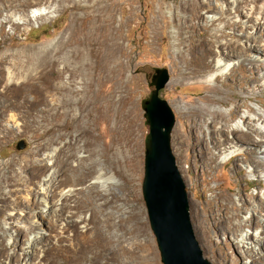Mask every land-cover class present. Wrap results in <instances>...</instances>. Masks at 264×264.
<instances>
[{
    "label": "rangeland",
    "instance_id": "1",
    "mask_svg": "<svg viewBox=\"0 0 264 264\" xmlns=\"http://www.w3.org/2000/svg\"><path fill=\"white\" fill-rule=\"evenodd\" d=\"M195 1L203 4L197 19L191 14ZM232 1L9 0L5 4L0 1V165L14 158L39 160L55 149L59 161H50V166L63 167L61 159L72 145L78 156L85 157L87 165L94 161L96 169L102 168L114 177L102 187V195L93 204L85 201V211H75L87 219L95 204H101L96 209L105 238L95 243L93 224H79L58 241L52 237L56 235L55 229L46 228V239L52 245L44 252L37 250L35 264H162L141 193L144 140L148 133L141 101L154 89L150 83L158 76L156 70L168 74L159 97L174 114L171 149L189 197L190 222L203 258L210 264H264L263 247L251 242L253 248L242 247L237 238L240 233L258 235V228L245 227L237 235H231L223 226L221 215L205 212L217 194H230L236 204L241 196L249 204L264 191L261 187L264 180L250 173L243 156L239 155L234 163L235 169L229 165L213 169L209 162L210 153L216 152L209 137L211 112L222 110L229 114L238 105L239 113L250 115L247 108L258 107L251 90L261 68L254 67L251 73L246 68L237 70L224 82L210 84L182 81L175 75L176 67L185 69L183 56L190 60L195 54L204 53L201 46L193 53L176 44L178 34L181 40L189 37L187 29L193 32L195 41L202 36L214 41L211 53L206 54L210 60L217 45L222 47L225 42L239 38L248 44L250 41L254 53L255 48H260L257 42L264 36V14L256 24L253 20L259 1ZM249 6L254 8L251 18L243 14ZM109 15L111 26L107 31L99 29L108 37L100 43L95 32ZM204 24L208 26L207 32L202 30ZM230 55V63L242 67L241 55L237 51ZM262 95L264 100V92ZM205 98L213 102H206ZM75 122L79 128L73 126ZM236 122L233 120L232 124ZM20 142L23 146L18 149ZM76 161L75 156L69 163ZM217 185L220 187L216 188ZM78 188L85 189L91 199L90 180L75 187ZM133 189L137 191L136 202ZM136 208L142 211L147 235L136 233L137 221L133 218ZM8 213L0 207V235L4 222L9 223ZM249 215L246 211L235 221H245ZM14 218L23 231L16 241L14 232L3 234L4 254L0 264L21 263V248L35 228L30 214ZM121 220L126 221L124 226ZM13 253L17 258L9 261Z\"/></svg>",
    "mask_w": 264,
    "mask_h": 264
},
{
    "label": "bare ground",
    "instance_id": "2",
    "mask_svg": "<svg viewBox=\"0 0 264 264\" xmlns=\"http://www.w3.org/2000/svg\"><path fill=\"white\" fill-rule=\"evenodd\" d=\"M0 1L4 4L9 2V0ZM237 1L243 2L244 0H233L232 3ZM258 1V13L253 19L255 24L259 21L260 15L264 14V0ZM202 6V3L198 1L194 2L191 13L193 18L197 19L200 17ZM253 9V6H249L246 12L243 11L245 17H250ZM103 11L104 9L101 12ZM111 22L112 16L109 15L101 25H98L97 32L94 31L98 34L97 38L100 43L108 37V34H103L100 30L108 29L111 26ZM183 29L186 30L185 26ZM207 29V24L202 25L203 32H207ZM187 30L185 32L189 34V37L186 40H181L182 37L178 34L176 44L184 45L193 53H197L198 47L201 46L204 53L199 54V52L190 60L185 59L183 56L181 62L185 69L180 70L177 67L175 69V75L178 76V79L182 81L199 80L210 84L212 82H224L229 76L236 74L237 70L244 71V68H246L248 69L247 72L251 73L254 67L259 66L261 68V72L257 73V79L253 83L255 88L251 90V94L256 100L258 107L247 108V112L250 115L239 113L238 105L229 114H225L222 110L211 112L209 137L212 144L211 148L216 152L210 153L209 162L213 165V169L226 165L235 169L236 164L234 163L239 158V155H241L247 159L245 163L250 173L258 174L264 180V100L262 99V93L264 92V36L258 39L257 43L260 44V48H255V53L253 52L254 46L250 41L248 44L239 38L235 41L225 42L222 47H218L217 45V51L210 60L206 54L211 53L214 41H207L204 36L200 40L195 41L192 39L193 32H187ZM256 32L259 33L261 31ZM233 51H237V54L241 55L240 66L242 65L243 68L239 67V64L235 63L233 65L230 63L231 60L229 57L232 56L230 53ZM243 64H246L247 67L243 66ZM236 66L238 69H236ZM203 72L205 74L200 75ZM196 74L199 75L196 76ZM212 89L216 90V87H212ZM255 91H258V93L261 92V94L254 95L257 94ZM205 101L209 103L213 102L210 98H205ZM219 103L227 104L224 101H219ZM233 120H238V123L232 124ZM77 123L75 122L73 126L78 127ZM221 146H223L222 150H220ZM243 146L245 149H242ZM68 150L69 153L66 157L61 159V162L64 164L63 167L50 166V161H54V163L59 161L58 156L55 154V149L44 153L39 160L30 158L19 161V159L16 160L14 158L0 165V207L3 212L9 211L7 214L9 223L4 222L3 234H13L14 232V239L15 241L17 240V237L23 229L17 221H14L16 215L26 217L30 214L33 218L31 224L35 226V230H32V236L27 238L24 247L21 248L22 260L20 264H35L37 250L44 252L50 248L52 241L46 239L47 235L44 233L46 228L55 229L56 235L52 237L55 238V241H58L64 238L70 229L77 228L79 224H93V228L95 229V243L98 244L105 238V235L101 231V218L96 209L97 207H102L101 204H95L96 208L90 210V218L87 219L85 216H80L82 214L78 216L75 211H85L87 209L85 201L87 200L88 204H93L96 201L95 198L102 195V187L110 181H113L114 177L103 172L102 168L96 169L95 165H98L94 161L87 165L85 157L78 156L79 152H77L75 146L72 147L71 145ZM238 151H240L239 154L237 153ZM75 156L77 157L76 164L69 163V160ZM222 157L224 158L220 161L221 163H218L219 158ZM87 180H90L91 199L86 196L85 189H75L76 186H83ZM218 187L220 185H217L216 188ZM261 187L264 189L263 184ZM132 194L133 201L135 200L136 202L138 199L136 189H133ZM79 195L84 196V199L83 197H79ZM72 199L73 205L70 204ZM127 201L131 202L132 200L127 199ZM215 204L216 206H214ZM246 211L250 212L248 219L236 222L235 220L240 219L241 214ZM205 212H210L212 216L221 215L223 226L227 231L231 232V235H237L236 233H240L245 227L249 229L254 227L256 229L258 228V235L240 233L237 235V238H239L242 247L246 245L251 246V243H254L264 249V219L260 218L264 216V191L261 197H255V202H250L249 204L241 196L239 197V204H236L230 194H217L214 201L206 207ZM196 216L198 217V211H196ZM133 218L137 221L136 233L138 235H147L146 225L142 219V211L140 208H136ZM120 222L122 226L126 223L124 220ZM3 234L0 235V258L4 254V245L3 241H1ZM13 257L17 258V255L14 253L10 255L9 261Z\"/></svg>",
    "mask_w": 264,
    "mask_h": 264
},
{
    "label": "water",
    "instance_id": "3",
    "mask_svg": "<svg viewBox=\"0 0 264 264\" xmlns=\"http://www.w3.org/2000/svg\"><path fill=\"white\" fill-rule=\"evenodd\" d=\"M154 89L141 101L148 133L144 140L141 193L150 230L162 264H210L203 258L189 217V197L171 149L174 114L159 91L168 82L165 70H156ZM20 142L17 146L21 149Z\"/></svg>",
    "mask_w": 264,
    "mask_h": 264
}]
</instances>
